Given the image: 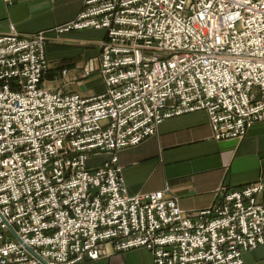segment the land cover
<instances>
[{
	"label": "built area",
	"instance_id": "obj_1",
	"mask_svg": "<svg viewBox=\"0 0 264 264\" xmlns=\"http://www.w3.org/2000/svg\"><path fill=\"white\" fill-rule=\"evenodd\" d=\"M84 29L106 33L82 70L102 79L92 97L48 90L44 32L0 36V264L97 261L106 245L243 264L264 246L263 178L190 217L168 185L128 195L118 153L198 111L216 142L264 125V0H82L57 32Z\"/></svg>",
	"mask_w": 264,
	"mask_h": 264
},
{
	"label": "crops",
	"instance_id": "obj_2",
	"mask_svg": "<svg viewBox=\"0 0 264 264\" xmlns=\"http://www.w3.org/2000/svg\"><path fill=\"white\" fill-rule=\"evenodd\" d=\"M70 1L0 0V36L44 32L46 57L52 66L46 82L52 84L51 90L92 97L104 91L102 79L98 73L85 78L82 70L90 60L97 66L99 43L106 33L57 32L81 11L82 0ZM63 69L65 75H61ZM118 163L128 195L157 192L168 185L180 210L191 217L209 207L219 189L232 190L264 179V125L254 126L240 141L216 142L204 111L184 114L163 121L155 136L120 151ZM105 250L108 257L80 264H153L151 254L142 248L112 253L106 245ZM242 259L243 264H264V246Z\"/></svg>",
	"mask_w": 264,
	"mask_h": 264
},
{
	"label": "rangeland",
	"instance_id": "obj_3",
	"mask_svg": "<svg viewBox=\"0 0 264 264\" xmlns=\"http://www.w3.org/2000/svg\"><path fill=\"white\" fill-rule=\"evenodd\" d=\"M58 1V0H57ZM67 1H70V0H67ZM71 3H73L74 1L71 0L70 1ZM77 64H81V62H77ZM51 86L52 84H50L49 82L46 83V87L48 88L49 91H51ZM102 157H91L88 162H87V167H93V166H97L99 165L101 162H102ZM13 238V237H12ZM14 239V238H13Z\"/></svg>",
	"mask_w": 264,
	"mask_h": 264
}]
</instances>
